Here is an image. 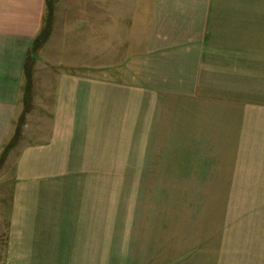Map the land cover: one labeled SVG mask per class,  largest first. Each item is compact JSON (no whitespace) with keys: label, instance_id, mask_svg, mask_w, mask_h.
<instances>
[{"label":"crops","instance_id":"obj_1","mask_svg":"<svg viewBox=\"0 0 264 264\" xmlns=\"http://www.w3.org/2000/svg\"><path fill=\"white\" fill-rule=\"evenodd\" d=\"M93 3H68L61 36L79 38V55L51 56L77 71L55 75L32 134L26 116L29 140L2 185L0 264H264L254 233L219 247L215 230H118L103 180L88 177L103 168V138H131L134 116L149 131L158 122L189 140L174 153L192 156L191 186L238 188L262 204L224 230H264V0ZM46 13V0H0V155L23 113L24 62Z\"/></svg>","mask_w":264,"mask_h":264},{"label":"rangeland","instance_id":"obj_2","mask_svg":"<svg viewBox=\"0 0 264 264\" xmlns=\"http://www.w3.org/2000/svg\"><path fill=\"white\" fill-rule=\"evenodd\" d=\"M79 1H86L93 9L94 0H56L55 6L56 3L60 5V11L57 12L61 15L62 25L56 29L57 34L54 39L51 42L48 39L34 55L29 109L20 128L19 139L15 145L10 147L5 162L0 168V200L3 201L0 202V232L2 234L9 194L8 187L2 185L12 177L16 156L20 149L27 145L28 135L32 134L34 123L32 118L36 117L38 120L43 115L40 114L41 105L51 101L50 94L55 75L61 71L72 73L77 71L73 67L57 66L59 60L51 55H79V38L75 41L61 36L63 31L61 29L66 23L63 15L69 13L67 12L68 3H78ZM77 28L79 29V26ZM83 28L81 26L78 32L82 33ZM85 31L88 32V29ZM58 37L61 39L60 44L58 45L56 42V46L45 53L46 49L43 47L47 42L50 46ZM59 39H57L58 42ZM42 49L44 51H41ZM22 104L24 111V99ZM30 114L31 119H29L27 128L29 134L24 135L26 116ZM130 119L128 137L131 138H125V140L103 138L101 157H99L102 160L103 168L98 173L96 172L97 174L95 172L88 173V177L103 180V207L106 208V211L112 210L109 212L113 213V220L115 214L118 217L119 225H122L118 230H192L194 227L196 230H215L214 242L219 247L222 246L220 244L229 242L231 239L234 241V239L243 238L242 241H246V237H250L253 233L259 241L263 240L264 242V230H254V232L253 230H231V234L228 233L230 230H224L228 222H237L239 214H248L256 206H262L261 203L255 204L254 200H249L248 192L238 193V188L191 186L190 171L185 168H190L192 156L175 155L174 153L177 150L176 146H189V140H178L167 135L168 131H159L158 122L150 124L152 129L149 131L141 127L137 116ZM18 125L19 120L15 127L17 128ZM130 164H132L133 170H127V165L130 166ZM87 166L91 165L88 163ZM180 166H183V171L180 170ZM261 173L264 174V170ZM243 189L242 187L241 191ZM246 189L250 190L251 188ZM257 199L261 201L264 196L263 198L257 197ZM234 218L235 220H233ZM248 225L249 222L247 228ZM223 252L216 251V254L220 255Z\"/></svg>","mask_w":264,"mask_h":264},{"label":"trees","instance_id":"obj_3","mask_svg":"<svg viewBox=\"0 0 264 264\" xmlns=\"http://www.w3.org/2000/svg\"><path fill=\"white\" fill-rule=\"evenodd\" d=\"M55 2L56 0H46L47 13H46L44 25L40 33L38 34V36L32 42L31 48L24 62V78H25V88H23L24 111L19 119V125L16 128L14 135L12 136L8 144L2 150V153L0 155V168L5 162V159L7 157V153L9 152L10 147L15 145L19 139L18 136L21 131L20 128L24 123L25 114L27 113L29 109V105L31 102L32 67H33L34 59H35L34 55L46 43V41L49 39L51 35L52 26H53V13H54Z\"/></svg>","mask_w":264,"mask_h":264}]
</instances>
